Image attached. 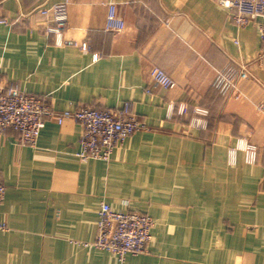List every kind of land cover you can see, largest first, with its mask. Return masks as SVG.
<instances>
[{
	"label": "crops",
	"instance_id": "0c3cea01",
	"mask_svg": "<svg viewBox=\"0 0 264 264\" xmlns=\"http://www.w3.org/2000/svg\"><path fill=\"white\" fill-rule=\"evenodd\" d=\"M65 0H0V82L56 112L120 111L147 129L109 161H81L82 126L48 120L35 145L0 130V264H119L92 244L103 202L152 217L148 253L124 264H264V57L258 22L239 28L218 0H69L66 40L41 7ZM124 22L109 28L110 6ZM86 43L83 50L80 45ZM244 65L235 94L218 70ZM160 67L176 87H152ZM174 104V111L170 105ZM180 104L189 114L178 113ZM207 127L190 128L195 109ZM245 145L256 147L254 161Z\"/></svg>",
	"mask_w": 264,
	"mask_h": 264
},
{
	"label": "built area",
	"instance_id": "2783aa9c",
	"mask_svg": "<svg viewBox=\"0 0 264 264\" xmlns=\"http://www.w3.org/2000/svg\"><path fill=\"white\" fill-rule=\"evenodd\" d=\"M219 6L229 12L231 20L239 28H244L252 21L258 22V30L262 49L260 59L264 57V0H218ZM70 1L41 7L38 13L44 17V29L54 35L58 47L74 45V42L64 38L68 25V9ZM109 28L121 30L124 22L118 17L115 5L110 6L108 14ZM0 23L11 25L9 20ZM87 50L86 43L80 45ZM252 73L244 65L227 67L218 70L215 85L224 94H235L239 85L251 79ZM152 87L173 89L176 83L169 74L160 67L151 71ZM175 105H170L174 111ZM179 114H189V107L180 104ZM208 111L196 108L195 116L191 118L190 128L204 129L207 127L205 117ZM48 120H55L62 125L66 120L79 123L83 132L80 138V148L76 156L81 161H109L116 147L123 146L133 134L147 129L145 123L132 115L131 106L125 104L122 110H100L90 107H80L56 112L53 106L44 98L25 93L16 87H7L0 82V130L12 129L19 134L21 144L35 145ZM244 149L249 161L256 157V147L245 145ZM6 197V186L0 181V209ZM154 221L151 216L137 211H116L108 203L103 202L99 210L98 236L93 247L106 250L113 254L119 264H124L128 255L148 253L152 239L151 231ZM6 223H0V230H6Z\"/></svg>",
	"mask_w": 264,
	"mask_h": 264
}]
</instances>
